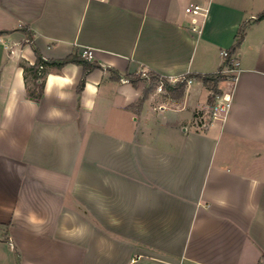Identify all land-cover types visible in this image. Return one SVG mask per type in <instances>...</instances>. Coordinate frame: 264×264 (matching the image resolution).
<instances>
[{
    "label": "crops",
    "instance_id": "1",
    "mask_svg": "<svg viewBox=\"0 0 264 264\" xmlns=\"http://www.w3.org/2000/svg\"><path fill=\"white\" fill-rule=\"evenodd\" d=\"M191 2L205 8L195 31ZM262 11L0 0V264H264ZM33 46L53 60L90 49L99 67L80 91V64L48 67L35 101L22 67ZM222 49L239 71L213 88L196 75L227 65ZM143 69L195 76L176 97L132 83ZM213 89L231 93L224 118L209 117Z\"/></svg>",
    "mask_w": 264,
    "mask_h": 264
},
{
    "label": "trees",
    "instance_id": "2",
    "mask_svg": "<svg viewBox=\"0 0 264 264\" xmlns=\"http://www.w3.org/2000/svg\"><path fill=\"white\" fill-rule=\"evenodd\" d=\"M258 19L264 18V11H262L258 17ZM243 36V27H240L237 34H236V39H235V45H237ZM28 38H32L31 35H29ZM33 50L36 55L35 62L31 65L27 63H22L23 67V72H24V79H25V87L27 91V96L35 101H38L42 95H43V85H44V78L47 73L48 67H56L60 68L62 65L67 64V63H77L80 64L83 68L82 76L79 81L77 91H80L84 81H85V76L86 74L92 70L93 68L99 67V64L96 62H92L81 55H77L74 53L69 54L63 59H44L38 50L33 46ZM227 64H229V59L226 58L225 61ZM42 66L39 68V66ZM224 66V65H223ZM220 67L219 70H217L214 73L210 74H204V75H196L197 77H200L204 82L210 83L213 88L215 87V84L218 80L223 79L226 77L224 73H222L220 70L223 68ZM147 76L150 78V80H154L156 82H162L164 89L167 92H170L174 96H181L185 86H186V78L195 76L193 74H188L185 75L184 77L178 79L176 82L171 83L168 80L164 79L160 75L153 73V72H148ZM129 78L132 80V83H135L137 80L143 78V76L139 75H129ZM212 94L215 95L214 89L212 90ZM212 95V96H213Z\"/></svg>",
    "mask_w": 264,
    "mask_h": 264
},
{
    "label": "built area",
    "instance_id": "3",
    "mask_svg": "<svg viewBox=\"0 0 264 264\" xmlns=\"http://www.w3.org/2000/svg\"><path fill=\"white\" fill-rule=\"evenodd\" d=\"M185 12L191 15V25L190 29L195 31L196 30V22H197V17L202 16L204 17L205 15V8L202 7L199 3L196 2H191L185 7ZM220 54L223 58H228L229 59V64L225 65L223 69L220 71L222 73H226L228 77L231 78L232 81L236 79L237 73L239 71L238 65L239 62L237 59L233 58L232 55L229 53L228 50L222 49L220 51ZM81 56L90 60L92 57V51L90 49L83 50L81 52ZM42 66L40 65L39 68ZM142 76H147V71L142 70L140 72ZM187 83L192 81V77H188L186 79ZM156 89L158 91L163 90V84L160 81ZM231 106V93L226 92V93H219L214 95V101L211 105L209 117L211 119H218V118H224L226 113L228 112L229 108ZM131 264V263H129Z\"/></svg>",
    "mask_w": 264,
    "mask_h": 264
},
{
    "label": "rangeland",
    "instance_id": "4",
    "mask_svg": "<svg viewBox=\"0 0 264 264\" xmlns=\"http://www.w3.org/2000/svg\"><path fill=\"white\" fill-rule=\"evenodd\" d=\"M149 81L148 83V88H152L153 86H157L158 82L156 81H152V80H147V82ZM163 84V83H162ZM163 89H164V86H163ZM163 91V90H162Z\"/></svg>",
    "mask_w": 264,
    "mask_h": 264
}]
</instances>
